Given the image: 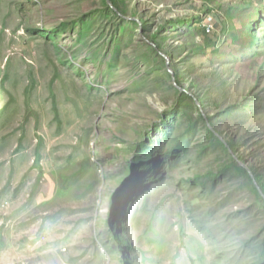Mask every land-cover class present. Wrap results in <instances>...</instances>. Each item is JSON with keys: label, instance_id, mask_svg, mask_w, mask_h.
I'll return each instance as SVG.
<instances>
[{"label": "rangeland", "instance_id": "rangeland-1", "mask_svg": "<svg viewBox=\"0 0 264 264\" xmlns=\"http://www.w3.org/2000/svg\"><path fill=\"white\" fill-rule=\"evenodd\" d=\"M127 2L0 0V264H264V204L219 172L237 154L190 102L176 108L139 23L185 20L163 31L184 87L209 96L205 119L264 174V0ZM144 145L151 166L136 163Z\"/></svg>", "mask_w": 264, "mask_h": 264}, {"label": "trees", "instance_id": "trees-1", "mask_svg": "<svg viewBox=\"0 0 264 264\" xmlns=\"http://www.w3.org/2000/svg\"><path fill=\"white\" fill-rule=\"evenodd\" d=\"M107 2V6L110 7L113 11H115L116 13H119L120 14H124L125 11L121 9V5L120 4H123L124 6L128 5V2L127 0H110L111 2V5L112 7L108 4V0H105ZM139 11L138 10H135L134 12V16L135 15H138ZM211 15L213 17H215L213 15V13H211ZM216 19L218 20V23L220 25V30L223 29V24L221 22V19L220 17ZM260 21V20H259ZM140 22H141V25L143 27L146 28L145 30V35H146V38L154 44V46L152 44V49L155 50L158 54V57L159 59L161 60V62L164 64V66L166 67V76L167 78L171 81V84L172 85V88L175 89L176 93H177V100H176V104L178 105L176 108H179L183 105L184 101L185 102H190L194 107H195V110L197 111L198 115H199V118L201 119V121L203 123H205L206 125V130H207V133L209 134V137L215 139V141H217V143L227 152V153H232V155L234 154H237L238 158L236 159L235 157H232L231 156V160L230 162H227L224 166H222L220 169H219V172L221 174H224L226 173L227 171L231 170V169H234L236 170L240 175H243L248 181H249V184L255 194V197L257 200H259L261 203L264 204V174L260 173V171L257 170V168L254 166L252 167L250 165L249 167V170L250 172L247 170V168H245L243 165H241L239 163V161L241 163H244L246 164V160L242 157V155L240 154L239 152V145H238V142L234 139H230L228 140L226 143L223 142L218 136L217 134L215 133V131L213 129H217V124L215 123L214 121V118L213 117H210L209 120L205 119V117L203 116V112H202V108H205L206 105L208 104L209 105V102H210V99H209V96L206 97V96H203V95H200L198 92H196L195 90H193L194 88V81H190V85L192 86V88H185L184 87V82L187 81V77L185 76V72L181 69L180 67L176 68V64H175V61H174V57H173V54L169 53V51L167 50V45H168V42H169V38L165 35H163V31H166V25H170V23L172 24H178V25H183V23H186L184 19H170L166 22V25H161L158 27V29L156 30L155 33H151V34H148L147 33V23H146V20L144 18H141L140 19ZM263 23H264V20H263ZM204 32L206 33V35L208 37H210L211 34L207 33L206 29H203ZM166 33V32H165ZM209 42H213V39L210 38L209 39ZM160 52L164 53V55L168 56L169 59H170V64H167V61L166 59L164 58V56H162L160 54ZM185 52V48H183V52ZM195 52L192 50L189 54L190 57L194 56ZM169 67L171 68V70H173L174 74H175V79H176V83L178 84V86H180L181 88H183L185 91L184 92H181L179 89H177V87L174 85V80H173V75L169 72ZM196 100L200 103V107L196 104ZM245 103L247 100H244ZM237 106H240V103L237 104ZM168 114V112H164V114H162V118L164 116H166ZM208 123H210V126L211 128H209L208 126ZM157 124L153 125V129L152 131L150 132H147L145 134H142L140 136V139H146L147 138V134H153L156 132V130L158 129L157 128ZM219 131V130H218ZM146 144V143H145ZM238 145V147L236 146ZM146 152L147 153V158L145 159H142V158H139V155H136V163H139V164H146V165H153L154 162H151L150 160V154H149V150H148V147H146L144 145V148H143V152ZM151 163H150V162ZM135 163V164H136ZM135 164H133V168L135 166ZM130 174L132 175L131 178H130V183L126 185V180H122V189L119 190V192L122 194L124 193L125 195H120L125 199V202L127 200V197H126V193L128 191V189H136V177H137V174H136V171L135 169H133L132 172H130ZM255 182H257V185L255 184ZM125 185V186H124ZM124 206H126V204H124ZM110 212H113L111 213V218L109 220V225L111 227V230H115V229H118L119 228V222L117 221V218L119 217V215L121 214V210H120V199L119 197H116V195H114L112 197V201H111V206H110ZM119 219V218H118ZM118 236V235H117ZM119 241H122V244L119 245V251H121L123 253V256L125 258H128V253H129V247L127 246L129 242V240H127L125 237H121L119 239ZM125 243V245H124ZM260 258H262L264 260V250L261 252L260 254Z\"/></svg>", "mask_w": 264, "mask_h": 264}, {"label": "water", "instance_id": "water-1", "mask_svg": "<svg viewBox=\"0 0 264 264\" xmlns=\"http://www.w3.org/2000/svg\"><path fill=\"white\" fill-rule=\"evenodd\" d=\"M108 3L110 4V6L112 7V5H111V2H110V0H108ZM139 23L141 24V22L139 21ZM146 38V37H145ZM146 40L148 41V43H150V44H152L153 46H154V44L153 43H151L147 38H146ZM162 56H164V58L166 59V61H167V64H169V58H168V56H166V55H162ZM169 72L173 75V80H174V85L177 87V89H179L181 92H184L185 90L183 89V88H181L180 86H178V84L176 83V79H175V74H174V72H173V70H171V69H169ZM196 104L200 107V103L196 100ZM209 126V128H211V126L210 125H208ZM222 141H223V139H221ZM224 142V141H223ZM239 163L241 164V165H243L240 161H239ZM244 166V165H243ZM249 172H250V170L249 169H247ZM251 173V172H250ZM255 184L257 185V182H255Z\"/></svg>", "mask_w": 264, "mask_h": 264}, {"label": "built area", "instance_id": "built-area-1", "mask_svg": "<svg viewBox=\"0 0 264 264\" xmlns=\"http://www.w3.org/2000/svg\"><path fill=\"white\" fill-rule=\"evenodd\" d=\"M204 29H206L207 33H212L213 32V24L207 22V24H204Z\"/></svg>", "mask_w": 264, "mask_h": 264}]
</instances>
